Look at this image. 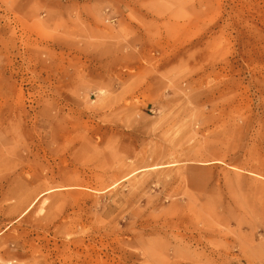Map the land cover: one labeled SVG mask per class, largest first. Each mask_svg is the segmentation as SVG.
Instances as JSON below:
<instances>
[{
    "label": "rangeland",
    "instance_id": "rangeland-1",
    "mask_svg": "<svg viewBox=\"0 0 264 264\" xmlns=\"http://www.w3.org/2000/svg\"><path fill=\"white\" fill-rule=\"evenodd\" d=\"M0 264H264V0H0Z\"/></svg>",
    "mask_w": 264,
    "mask_h": 264
},
{
    "label": "bare ground",
    "instance_id": "bare-ground-1",
    "mask_svg": "<svg viewBox=\"0 0 264 264\" xmlns=\"http://www.w3.org/2000/svg\"><path fill=\"white\" fill-rule=\"evenodd\" d=\"M12 2H14V0H11ZM13 7L15 6V5H12ZM162 166H158V167H154L153 169H155V168H161Z\"/></svg>",
    "mask_w": 264,
    "mask_h": 264
}]
</instances>
